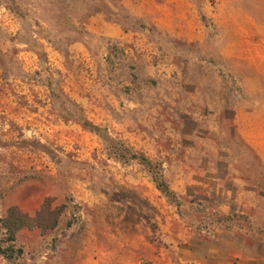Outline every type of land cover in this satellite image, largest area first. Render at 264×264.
Masks as SVG:
<instances>
[{
    "label": "rangeland",
    "instance_id": "374dc122",
    "mask_svg": "<svg viewBox=\"0 0 264 264\" xmlns=\"http://www.w3.org/2000/svg\"><path fill=\"white\" fill-rule=\"evenodd\" d=\"M132 2L122 22V0H0V220L61 210L0 264H200L227 234L264 252V0Z\"/></svg>",
    "mask_w": 264,
    "mask_h": 264
},
{
    "label": "crops",
    "instance_id": "0c3cea01",
    "mask_svg": "<svg viewBox=\"0 0 264 264\" xmlns=\"http://www.w3.org/2000/svg\"><path fill=\"white\" fill-rule=\"evenodd\" d=\"M122 5L123 7H126L129 9V11H131L128 16L124 17V19L122 18V22H127L129 19H139L141 17V5L135 4L134 2H132V0H122ZM166 11L167 13L165 16L167 17L168 21H171L166 23L167 26H170V28L173 29L174 37H182L183 39H188L189 41H194L198 37L195 33L194 22L189 21L183 23L180 21L178 24H175V22L171 20V17L173 16L172 9L167 8ZM156 15L158 14L156 13ZM155 20L156 21L154 25L158 30H160V24H162V20H160L159 18ZM182 28L186 29V33L184 31L182 32ZM123 33L124 31L122 26V35ZM232 42H234L233 37ZM216 245L217 247L215 252L213 254H205L200 264H264V252L259 253L254 246L249 245L240 237H236L232 234H227L218 239ZM79 264L99 263L93 258H85L81 260Z\"/></svg>",
    "mask_w": 264,
    "mask_h": 264
},
{
    "label": "trees",
    "instance_id": "16d2710c",
    "mask_svg": "<svg viewBox=\"0 0 264 264\" xmlns=\"http://www.w3.org/2000/svg\"><path fill=\"white\" fill-rule=\"evenodd\" d=\"M84 128L94 133H97L98 128L92 126L86 121L82 122ZM130 159L138 161L143 167L150 170L152 175L153 182L156 186V189L168 200L175 201L176 196L173 191L169 188L168 184L165 182L163 176L160 174V169L153 167V164L143 155L132 154ZM153 169V170H151ZM155 169H157L155 171ZM43 208L47 209L45 204L42 207V210L37 213L34 217H29L24 213L19 212L16 208H11L8 210L6 217L0 220V230L4 232L6 246H3V242L0 241V255L5 259H11L12 254L16 253L15 241L16 235L19 231L27 229H47L55 225L57 217L59 216L61 210L59 208H54L49 211L48 219L43 221L39 218V213L43 211ZM5 245V244H4ZM20 253V252H18Z\"/></svg>",
    "mask_w": 264,
    "mask_h": 264
}]
</instances>
